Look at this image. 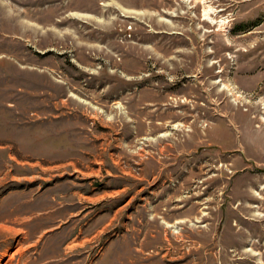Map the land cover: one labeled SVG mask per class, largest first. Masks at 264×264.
I'll use <instances>...</instances> for the list:
<instances>
[{"label": "rangeland", "instance_id": "rangeland-1", "mask_svg": "<svg viewBox=\"0 0 264 264\" xmlns=\"http://www.w3.org/2000/svg\"><path fill=\"white\" fill-rule=\"evenodd\" d=\"M0 264H264V0H0Z\"/></svg>", "mask_w": 264, "mask_h": 264}, {"label": "bare ground", "instance_id": "bare-ground-1", "mask_svg": "<svg viewBox=\"0 0 264 264\" xmlns=\"http://www.w3.org/2000/svg\"><path fill=\"white\" fill-rule=\"evenodd\" d=\"M203 1H204V0H203ZM206 11H207V10H206ZM206 11H205V12H206ZM205 19H206V18H205Z\"/></svg>", "mask_w": 264, "mask_h": 264}]
</instances>
